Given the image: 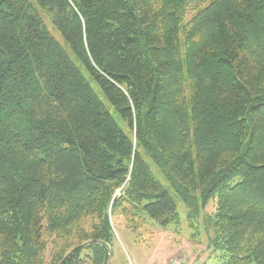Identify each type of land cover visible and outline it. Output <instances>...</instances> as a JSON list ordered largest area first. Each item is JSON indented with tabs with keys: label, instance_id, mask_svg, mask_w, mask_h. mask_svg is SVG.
I'll return each instance as SVG.
<instances>
[{
	"label": "trees",
	"instance_id": "16d2710c",
	"mask_svg": "<svg viewBox=\"0 0 264 264\" xmlns=\"http://www.w3.org/2000/svg\"><path fill=\"white\" fill-rule=\"evenodd\" d=\"M34 1L127 132L33 3L0 0V264L86 242L64 264H102L111 217L210 199L214 264H264V0Z\"/></svg>",
	"mask_w": 264,
	"mask_h": 264
},
{
	"label": "rangeland",
	"instance_id": "374dc122",
	"mask_svg": "<svg viewBox=\"0 0 264 264\" xmlns=\"http://www.w3.org/2000/svg\"><path fill=\"white\" fill-rule=\"evenodd\" d=\"M38 10L45 25L53 33L56 40L64 47L73 62L81 70L84 77L97 93L108 111L115 118L118 125L127 132L126 123L121 119L107 97L96 82L72 53L67 42L54 27L51 18L44 13L34 0H30ZM154 176L168 187L163 175L156 166L149 161ZM215 199H210L206 206L199 210L197 217H187V209L177 200L179 223L161 228L148 218H143L139 227L134 231L127 227L123 217L112 218L111 224L114 239L111 245V256L107 264H166L174 257H183L187 264H214L219 250L214 251L210 240L214 235L212 220L215 214Z\"/></svg>",
	"mask_w": 264,
	"mask_h": 264
},
{
	"label": "water",
	"instance_id": "95a60500",
	"mask_svg": "<svg viewBox=\"0 0 264 264\" xmlns=\"http://www.w3.org/2000/svg\"><path fill=\"white\" fill-rule=\"evenodd\" d=\"M87 244H89V242H86V243H82L80 245H77L75 246L74 248H72L66 255L65 257L60 261L59 264H64V262L68 259V257L75 251H78L80 249H82L83 247H85ZM104 249H105V254H104V259H103V262L102 264H107L108 263V260H109V257H110V251H109V248L104 246Z\"/></svg>",
	"mask_w": 264,
	"mask_h": 264
},
{
	"label": "built area",
	"instance_id": "2783aa9c",
	"mask_svg": "<svg viewBox=\"0 0 264 264\" xmlns=\"http://www.w3.org/2000/svg\"><path fill=\"white\" fill-rule=\"evenodd\" d=\"M166 264H187L183 257H174Z\"/></svg>",
	"mask_w": 264,
	"mask_h": 264
}]
</instances>
